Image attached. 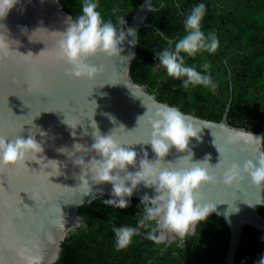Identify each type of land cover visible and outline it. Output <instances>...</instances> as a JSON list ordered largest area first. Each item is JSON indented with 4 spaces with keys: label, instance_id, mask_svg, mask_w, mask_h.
I'll list each match as a JSON object with an SVG mask.
<instances>
[{
    "label": "water",
    "instance_id": "1",
    "mask_svg": "<svg viewBox=\"0 0 264 264\" xmlns=\"http://www.w3.org/2000/svg\"><path fill=\"white\" fill-rule=\"evenodd\" d=\"M153 1L142 0L132 14L118 57L97 54L89 58L90 64L101 69L91 80L69 77L65 72L68 66L54 55L61 32L68 27L67 18L72 16L59 0H20L0 21L7 26L10 39L20 42L11 46L17 52L0 58V136L11 140L34 135L43 147V152L37 154L39 162L29 157L22 165L0 168V264H28L29 257H39L40 264H54L64 240L81 224V206L112 196V185L95 184L91 173L85 178L92 191L85 193L87 189L79 187L82 181L78 177L84 169L74 161L83 156L87 163L96 154H82L74 146L79 143L90 147L94 143V121L102 135L114 130L124 147L137 152V165H130L128 171L139 170L144 152L150 161L157 159L151 144H146L151 126L146 118H138L160 104L172 105L160 101L130 75L139 32L155 9ZM127 29H132V34ZM231 101L232 92L220 121L174 106L200 129V139L190 138L189 147L183 152L173 146L161 167L188 168L207 157L209 174L222 179L223 171L232 162L243 164L257 150L264 152V127L253 131L229 123ZM238 132H251L261 138V143L254 139L228 143L229 137ZM189 152L192 159L187 157ZM145 195L152 198L157 193L141 183L131 197ZM198 195L202 201L215 203L216 211L212 213L227 223L230 238L225 264H234L244 227L264 230V215L258 209L264 205V185L253 186L246 177L232 187L204 184Z\"/></svg>",
    "mask_w": 264,
    "mask_h": 264
},
{
    "label": "trees",
    "instance_id": "2",
    "mask_svg": "<svg viewBox=\"0 0 264 264\" xmlns=\"http://www.w3.org/2000/svg\"><path fill=\"white\" fill-rule=\"evenodd\" d=\"M75 19L82 14L83 0H59ZM102 18L125 29L142 0H97ZM147 25L138 36V49L130 75L160 101L202 118L220 121L232 92L228 121L233 126L260 131L264 127V0H154ZM203 3L201 30L214 32L219 46L214 54L186 57L188 66L209 75L214 88L196 86L185 90L181 79L169 77L156 52L185 35L184 21L193 7ZM115 9V12L113 11ZM124 18L126 24H119ZM183 55V53H182ZM208 63L204 72L201 65ZM102 196L81 206V224L62 244L54 264H225L230 229L218 214L211 213L183 240L168 235L157 245L141 229L131 244L117 251L114 227H136L144 213L142 198L130 197L127 208L104 204ZM264 215V205L258 206ZM171 240V243H168ZM264 256V230L246 225L234 264H257Z\"/></svg>",
    "mask_w": 264,
    "mask_h": 264
},
{
    "label": "clouds",
    "instance_id": "3",
    "mask_svg": "<svg viewBox=\"0 0 264 264\" xmlns=\"http://www.w3.org/2000/svg\"><path fill=\"white\" fill-rule=\"evenodd\" d=\"M18 3L20 0H0V21H3ZM98 7L97 0H83L82 14L75 19L69 16L68 27L61 32L54 55L68 66L65 72L69 77H87L91 80L101 69L90 64L89 58L97 54L109 58L118 57L122 51L120 45L126 38L125 29L118 30L111 19L105 21L97 10ZM113 11L115 12V9ZM205 12L206 6L203 3L193 7L184 21L185 35L175 43L169 40L168 47L156 52L160 65L169 77L183 78L182 87L185 90L196 86L214 88L209 75L202 74L195 66L186 64V57H195L201 52L214 54L219 46L214 32H209L206 36L201 30ZM119 24H126L125 19L120 18ZM132 31L127 29L129 35ZM19 43L18 40L10 39L7 26L0 23V58L17 52L11 46ZM201 67L206 73L210 65L204 63ZM142 118H146V122L151 126L150 139L146 144H151L157 159L155 162L150 161L147 152H144V157L139 160V170L135 172L128 171V167L130 165L136 167L137 152L124 147L114 134V130L108 135H102L95 121L92 123L95 129L92 133L94 143L90 147L79 143L74 146V150L82 154L90 152L96 154L87 163L83 156L77 157L74 163L84 169L78 179L82 181L79 187L87 189L85 193L92 191L88 179L85 178L88 173L92 174L91 179L95 184L106 182L112 185V198L104 200V204L119 209L127 208L129 198L141 183L145 187H153L157 193L152 198L147 195L142 198L144 213L136 227L113 228L117 251L128 247L133 236L139 235L141 229L148 230L146 238L157 245L165 242L166 234L183 240L190 233H194L196 225L206 221L210 214L216 211L215 203L199 198L198 194L204 184L223 183L227 187H232L248 177L251 185L256 187L264 185V152L259 150L253 158L245 160L243 164L232 162L223 171L222 179L209 174L206 166L207 157L204 161L191 163V167L188 168L170 170L161 167L163 158L173 146L183 152L188 149L190 138L200 139L198 136L200 129L178 108L167 104H160L152 111L147 110L138 121ZM241 139L245 143L252 139L261 143V138L255 137L251 132H238L235 136L229 137L228 143ZM218 150L222 157L220 149ZM41 152L43 147L36 141L34 135L27 139L16 136L11 140L0 136V168L22 165L29 157L39 162L37 154ZM72 154L68 153L69 156ZM187 157L192 159V153L189 152ZM168 243H171V240H168ZM28 264H40V258L29 257ZM257 264H264V256H261Z\"/></svg>",
    "mask_w": 264,
    "mask_h": 264
}]
</instances>
